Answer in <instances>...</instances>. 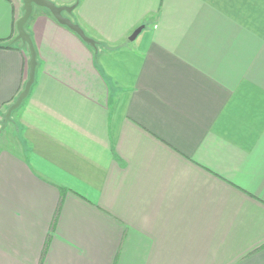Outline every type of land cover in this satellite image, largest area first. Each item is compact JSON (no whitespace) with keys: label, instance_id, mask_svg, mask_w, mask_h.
Segmentation results:
<instances>
[{"label":"crops","instance_id":"crops-1","mask_svg":"<svg viewBox=\"0 0 264 264\" xmlns=\"http://www.w3.org/2000/svg\"><path fill=\"white\" fill-rule=\"evenodd\" d=\"M22 12L0 0V43ZM70 17L97 49L34 6L9 120L29 54L0 46V264H264V0Z\"/></svg>","mask_w":264,"mask_h":264},{"label":"water","instance_id":"water-1","mask_svg":"<svg viewBox=\"0 0 264 264\" xmlns=\"http://www.w3.org/2000/svg\"><path fill=\"white\" fill-rule=\"evenodd\" d=\"M23 12L16 21V35L14 40H20L23 44L27 45L28 48V70L27 78L24 82L22 90L17 95L16 99L7 107L4 114V118L9 120L13 110L18 108L22 101L28 95L30 87L32 86L35 78V72L37 67V58L34 44L29 33L25 29V24L30 18L34 6L44 7L49 10L51 15L62 25H65L72 31H74L85 43L90 45L92 48L97 49L98 42L88 35L85 30L80 26L79 23L73 21L70 17L73 9L76 7L78 0L72 4H56L52 0H21ZM143 25L136 27L133 32L129 35V40H133L138 33L142 30Z\"/></svg>","mask_w":264,"mask_h":264},{"label":"trees","instance_id":"trees-1","mask_svg":"<svg viewBox=\"0 0 264 264\" xmlns=\"http://www.w3.org/2000/svg\"><path fill=\"white\" fill-rule=\"evenodd\" d=\"M44 9L51 15V13L49 12L48 9H46V8H44ZM25 29L27 31H29L28 30L29 29L28 28V21L25 24ZM30 37H31V35H30ZM0 46H2V47H12L13 46V47H16V48H19V49H26V50H28L27 45L23 44L20 40H14V37L10 38L9 40H7L4 43H0ZM102 48H105L107 50V49H113L115 47H110L109 45H102ZM36 58H37V56H36ZM27 63H28V60H27Z\"/></svg>","mask_w":264,"mask_h":264}]
</instances>
